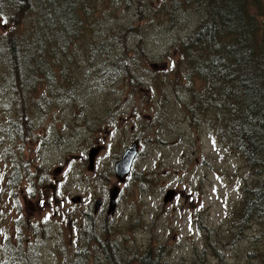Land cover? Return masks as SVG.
Segmentation results:
<instances>
[{"label": "rangeland", "instance_id": "1", "mask_svg": "<svg viewBox=\"0 0 264 264\" xmlns=\"http://www.w3.org/2000/svg\"><path fill=\"white\" fill-rule=\"evenodd\" d=\"M95 3L91 30L61 58L65 79L54 70L63 92L49 91L43 78L37 87L7 84L25 85L24 99L0 87V250L21 247L29 264H75L85 239L103 234L138 252L164 244V264H264V199L260 212L241 209L257 182L206 115L192 119L188 110L201 85L180 50L203 7ZM135 140L120 182L114 163ZM91 223L94 233L86 231Z\"/></svg>", "mask_w": 264, "mask_h": 264}, {"label": "trees", "instance_id": "2", "mask_svg": "<svg viewBox=\"0 0 264 264\" xmlns=\"http://www.w3.org/2000/svg\"><path fill=\"white\" fill-rule=\"evenodd\" d=\"M185 1L194 9L203 7L180 50V60H187L201 85L189 113L192 119L197 111L206 115L216 138L230 151L242 154L257 186L251 193L254 198H244L241 209L245 215L260 212L257 199H264V0ZM95 2L0 0L5 26L0 31L2 90L11 89L24 99L25 85L9 88L7 84L29 82L37 87L36 80L43 78L49 91L63 92L64 81L58 75L55 78V71L65 79L61 58L91 30L87 20ZM29 87L33 95L34 89ZM86 231L94 233L92 223ZM99 235L85 239L75 254V264H164V244L157 249L148 245L138 252L126 245L124 237L108 241ZM90 243L96 248L87 246ZM19 252L4 244L0 264H29Z\"/></svg>", "mask_w": 264, "mask_h": 264}, {"label": "water", "instance_id": "3", "mask_svg": "<svg viewBox=\"0 0 264 264\" xmlns=\"http://www.w3.org/2000/svg\"><path fill=\"white\" fill-rule=\"evenodd\" d=\"M137 144H138L137 141H133L131 143L130 147L124 151L121 158L114 163V173H115L118 181H120V182H123L125 180L126 176L129 175V173H130L133 160L137 154ZM98 151H99L98 147L97 148L94 147V148H91L89 150V152H88V163H89L88 169L93 168L94 159H95ZM59 170H60V168H57L55 170V172H58ZM118 189H119L118 186H113L109 190V205H108V212L109 213L112 212L115 208V205H116L115 200L117 197ZM171 195H172V192H170L168 194V196H171ZM78 199H79L78 197H75V198H73V201H77ZM164 199H165L164 201L167 202L169 198L166 196ZM99 203H100V201L97 200V202L94 204L95 210L98 208Z\"/></svg>", "mask_w": 264, "mask_h": 264}]
</instances>
